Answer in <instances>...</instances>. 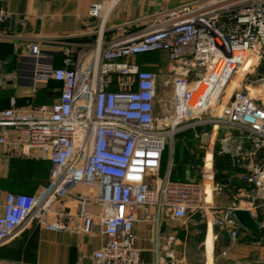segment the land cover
<instances>
[{
    "label": "built area",
    "instance_id": "obj_1",
    "mask_svg": "<svg viewBox=\"0 0 264 264\" xmlns=\"http://www.w3.org/2000/svg\"><path fill=\"white\" fill-rule=\"evenodd\" d=\"M122 1L90 3L88 16L99 22L94 45L78 54L62 48L61 66L39 42L27 45L33 90L57 81L60 86L52 91L58 97L24 107L10 98L0 108V165L9 153L38 157L49 161V177L35 193L6 195L0 204V245L32 222L84 233L98 226L103 242L92 264H152L141 258L133 231L142 220L153 224L149 240L161 248L167 264H188L176 253V236L160 234L163 214L196 216L233 240L242 228L234 209H246L259 221L258 199L264 203V158L256 160L264 149V70H259L264 68V0H191L104 43L105 22ZM10 17L0 10V21ZM12 20L24 23L21 17ZM153 51L164 52L173 64L171 91L162 97L157 73L130 60ZM189 128L191 139L208 131L218 154L240 168L248 188L225 206L211 200L223 193V184L209 142L198 158V177L169 178L174 136ZM189 151L194 156V148ZM67 197L77 201V213L64 208Z\"/></svg>",
    "mask_w": 264,
    "mask_h": 264
},
{
    "label": "crops",
    "instance_id": "obj_2",
    "mask_svg": "<svg viewBox=\"0 0 264 264\" xmlns=\"http://www.w3.org/2000/svg\"><path fill=\"white\" fill-rule=\"evenodd\" d=\"M92 1L0 0V10L11 16L0 21V108L8 106L10 98H14L16 106L24 107L31 102L51 103L58 97V93L52 91L53 87L60 86L57 81L50 80L38 84L33 90L27 45L36 41L43 50L52 51L57 66L62 65L60 53L62 48H70L73 54L90 50L94 45L99 23L98 20L88 16V8ZM188 1L191 0H123L108 16L102 40L106 43L112 39L128 36L139 30L152 15ZM15 17L23 18L24 23L12 20ZM139 55L130 60L134 62ZM135 63L142 69H149L151 65L147 62ZM202 129L199 128L201 131ZM187 131L191 132V128ZM206 131L204 129L202 132ZM209 135L207 131L200 139H194L198 142L194 156H191L190 148L188 150L190 158L184 162L183 169L179 167L180 164L176 165L175 152L172 149L170 179L198 177L195 160L201 156L208 142L209 147L214 149V155L218 154L217 144L214 145ZM167 158L168 152L160 170L163 176L167 171ZM214 163L219 166V180L223 184V193L219 196L212 195L211 200L220 206H225L234 197L239 196L240 190H245L248 186L240 179V168L231 167L224 158L216 161L215 156ZM48 177V160L12 153L5 155L0 165V204L4 203L8 193H35L40 186L46 184ZM64 208L71 213H77L78 203L74 198L67 197ZM136 213L141 219L144 212L139 209ZM187 219L190 221L189 229L187 225L181 227ZM260 222L264 223V216ZM202 224L203 222L196 216L175 219L163 214L159 232L162 236L168 233L176 236L174 247L179 255L178 248L186 245V234L191 231V244H204V264H264V235H261L257 228L242 227L237 238L233 240L226 232L220 231L218 237H214L210 227L207 226L205 238L198 242L196 236L201 233ZM153 227V224L142 220L134 224L133 231L137 235L141 258L152 264H167L168 260L161 248L156 250L155 245L149 240L153 235ZM214 240L219 249L217 254H213ZM225 240H227L226 244ZM102 242L103 238L98 226H95L91 232L84 233L51 230L37 222H32L17 237L0 245V264H92V254Z\"/></svg>",
    "mask_w": 264,
    "mask_h": 264
},
{
    "label": "rangeland",
    "instance_id": "obj_3",
    "mask_svg": "<svg viewBox=\"0 0 264 264\" xmlns=\"http://www.w3.org/2000/svg\"><path fill=\"white\" fill-rule=\"evenodd\" d=\"M142 27V26H141ZM139 61V62H147L151 64L149 66V69L155 71L158 75V80H157V89H158V96L162 97L164 95H169L171 91L170 87V75L172 72L170 71V68H172V63L168 60L166 57V54L164 52H147L143 53V55H139V57H136V60L134 62ZM260 71L264 70L263 67H260ZM168 81V83H166ZM158 106V104H157ZM158 112V108H157ZM208 127V126H206ZM188 129H185L179 133H177L174 136L173 139V146L172 149L175 152V159H176V165L180 164L179 167L183 169V164L186 160L190 158L188 154V150L190 148H194L196 150V143L197 140L191 139V134L192 131H187ZM207 130V129H206ZM222 132H220L221 134ZM169 151V145L167 146V152ZM215 167V166H214ZM219 167L218 164L216 168ZM181 169V171H182ZM183 173V172H181ZM184 221V223L181 224V227L183 226H188L187 229L190 227V221ZM205 224V230L207 229V224ZM178 226V225H177ZM210 227V226H208ZM211 233L212 235L216 234V237H218V230L216 227L211 226ZM206 231H204L203 239L205 238ZM186 245L181 246L178 248V254L181 256H184L188 262V264H204L205 257V248L204 244H191V231H189L186 234ZM219 249H217L216 241L214 240L213 244V254H217Z\"/></svg>",
    "mask_w": 264,
    "mask_h": 264
},
{
    "label": "trees",
    "instance_id": "obj_4",
    "mask_svg": "<svg viewBox=\"0 0 264 264\" xmlns=\"http://www.w3.org/2000/svg\"><path fill=\"white\" fill-rule=\"evenodd\" d=\"M214 156H215V160H216V161H217L219 158H224L225 161H226L228 164H230V166H231V162H230L229 156H227V155H225V154H217V153H216ZM263 158H264V149H261V150L258 152L257 156H256V160H257V161H262ZM215 164H216V163H214V166H215ZM216 166H217V164H216ZM216 166H215V169H217V170H216V177H217V179H220L219 168H218V167L216 168ZM231 167H232V166H231ZM263 216H264V203H263V200H262V199H258L257 219H258L259 221H261V220L263 219ZM204 231H205V224H204V222H203V224L201 225V233L198 234V235L196 236V240H197L198 242L201 241V240L203 239ZM224 243L226 244V243H227V240H225ZM249 264H255V263H249Z\"/></svg>",
    "mask_w": 264,
    "mask_h": 264
},
{
    "label": "water",
    "instance_id": "obj_5",
    "mask_svg": "<svg viewBox=\"0 0 264 264\" xmlns=\"http://www.w3.org/2000/svg\"><path fill=\"white\" fill-rule=\"evenodd\" d=\"M197 163L199 162V159L195 160ZM196 170L200 172L199 165L196 164ZM233 213L236 217V219L239 221V223L244 228H252L255 227L259 230L261 235H264V224L257 221L248 210L236 208L233 210Z\"/></svg>",
    "mask_w": 264,
    "mask_h": 264
}]
</instances>
